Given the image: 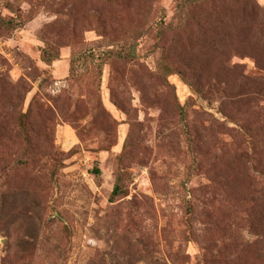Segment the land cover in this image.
<instances>
[{
	"label": "rangeland",
	"instance_id": "1",
	"mask_svg": "<svg viewBox=\"0 0 264 264\" xmlns=\"http://www.w3.org/2000/svg\"><path fill=\"white\" fill-rule=\"evenodd\" d=\"M179 2L0 0V264H264V0Z\"/></svg>",
	"mask_w": 264,
	"mask_h": 264
},
{
	"label": "trees",
	"instance_id": "2",
	"mask_svg": "<svg viewBox=\"0 0 264 264\" xmlns=\"http://www.w3.org/2000/svg\"><path fill=\"white\" fill-rule=\"evenodd\" d=\"M245 1H248L249 4L252 3L251 6L253 8V16L257 18L259 16V13L262 12L261 7L257 4V2H255V0H245ZM179 7H182L183 9L189 8L190 14L192 12L193 14L195 13V15L192 16L193 22L189 21L190 22L189 25L191 26L196 25L197 27L201 28L204 31H207L205 29L206 24L211 22L214 19V17L219 16L218 13L221 10V4L219 0H180ZM196 14H199V16H197ZM188 28L189 26H187V29ZM204 34H206V32ZM132 56H133V53L131 52V53L125 54L123 58H130ZM43 57L47 62H52L57 57H59V55H56L52 50L47 48L43 52ZM73 62L75 61L73 60ZM180 64L184 68V69L179 70L180 74L184 78H188V75L186 73V71H188L187 63L184 61V59H181ZM199 66H200L199 63H197L196 65H193L191 69L194 72H198V70L201 68V67L199 68ZM74 68L75 66L73 65L71 69L73 75H74ZM97 173H100V169H97ZM122 190H123L122 186L120 185V183H118L112 192L111 199H114L115 197L120 196Z\"/></svg>",
	"mask_w": 264,
	"mask_h": 264
}]
</instances>
